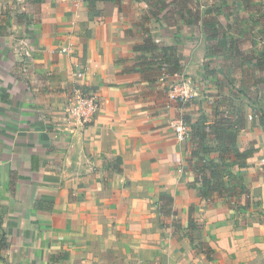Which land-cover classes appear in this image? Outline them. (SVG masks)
Listing matches in <instances>:
<instances>
[{
  "label": "crops",
  "instance_id": "crops-1",
  "mask_svg": "<svg viewBox=\"0 0 264 264\" xmlns=\"http://www.w3.org/2000/svg\"><path fill=\"white\" fill-rule=\"evenodd\" d=\"M170 1L0 0V264H246L264 247V0ZM146 37L175 49L177 75L134 48ZM178 80L198 96L169 98ZM79 84L99 98L88 122L64 109ZM201 117L255 143L225 162L243 207L201 195Z\"/></svg>",
  "mask_w": 264,
  "mask_h": 264
},
{
  "label": "trees",
  "instance_id": "trees-1",
  "mask_svg": "<svg viewBox=\"0 0 264 264\" xmlns=\"http://www.w3.org/2000/svg\"><path fill=\"white\" fill-rule=\"evenodd\" d=\"M88 1L92 4L97 0ZM134 48L148 53L151 60L159 64V68L161 63H165L167 65V73H176L180 70L181 63L179 55L171 46L159 45L146 37L141 44L135 45ZM239 130V126L207 124L202 117L196 121L192 135L197 145L192 150L191 155L196 158L194 167L197 173L196 180L200 182V188L202 189L201 195L203 197H208L210 192H217L220 196L229 193V189L225 186V177H235L229 169H227L225 162L227 160H232L234 163L238 164V166L243 165L255 151L254 142L243 148L235 146ZM211 141L214 145H211ZM211 152H216L217 157L205 159L204 155L210 154ZM116 161L120 164V157H117ZM114 168L120 171L119 166H115ZM239 180V178H235V186L242 192L244 186ZM162 199L166 201V204H171L170 198L161 197V200ZM169 211V209L163 210L165 213ZM191 212L192 208H190L187 226L190 230L194 229L196 226L192 219ZM189 239L191 241L193 240L191 235H189Z\"/></svg>",
  "mask_w": 264,
  "mask_h": 264
},
{
  "label": "built area",
  "instance_id": "built-area-1",
  "mask_svg": "<svg viewBox=\"0 0 264 264\" xmlns=\"http://www.w3.org/2000/svg\"><path fill=\"white\" fill-rule=\"evenodd\" d=\"M78 1L79 0H73L74 4L78 3ZM71 46L72 45L69 44L66 47H63L61 51H69L72 48ZM160 65L161 72L163 73L162 75H165L167 73V65L165 63H161ZM73 74L75 77L80 78L83 75V72L77 70ZM173 74L177 75V72ZM162 78H164V76H162ZM69 93L70 95L66 100L64 108L67 118H74L79 122L90 121L99 109L100 104L97 94L88 90L86 86L80 84L72 87ZM167 93L169 98L185 102L189 99L197 97L199 91L197 86H195L194 83H191V81L178 80L170 85ZM170 125L174 129L176 136L180 141H183L190 136V127L182 119L172 121ZM262 163L264 165V159L262 160Z\"/></svg>",
  "mask_w": 264,
  "mask_h": 264
},
{
  "label": "rangeland",
  "instance_id": "rangeland-1",
  "mask_svg": "<svg viewBox=\"0 0 264 264\" xmlns=\"http://www.w3.org/2000/svg\"><path fill=\"white\" fill-rule=\"evenodd\" d=\"M143 1H145V0H143ZM150 1H153L152 4H154L156 7L161 6L160 4H162V3L167 4V7L170 6V7H168V11H172L173 6H175V3H171L170 0H150ZM169 1H170V3H169ZM173 1L177 2L180 0H173ZM148 9H149V7H148ZM198 91H199V88H198ZM255 109H256V107H255ZM257 109H260V108H257ZM225 182H226L225 185L227 184L230 188H228L229 193L223 195L224 196L223 198L226 199L230 203L231 206H235L236 208H240V207L245 206V204H246V200H244L245 194H242L243 191H245V189L242 192H240V189L235 186V178H233V176H230V177L227 176V178L225 179ZM246 194H247V191H246ZM256 219L260 222V225L263 227L264 226V212L259 210L257 212ZM246 264H264V247H262V248L259 247L258 252H257V256H255L254 258H251Z\"/></svg>",
  "mask_w": 264,
  "mask_h": 264
}]
</instances>
